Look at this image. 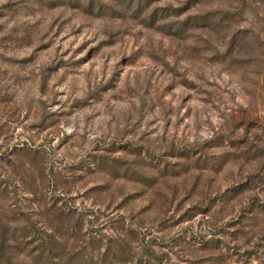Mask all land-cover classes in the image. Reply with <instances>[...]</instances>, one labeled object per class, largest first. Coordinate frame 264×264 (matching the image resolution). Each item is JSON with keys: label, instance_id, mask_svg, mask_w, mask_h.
<instances>
[{"label": "rangeland", "instance_id": "obj_1", "mask_svg": "<svg viewBox=\"0 0 264 264\" xmlns=\"http://www.w3.org/2000/svg\"><path fill=\"white\" fill-rule=\"evenodd\" d=\"M0 264H264V0H0Z\"/></svg>", "mask_w": 264, "mask_h": 264}]
</instances>
